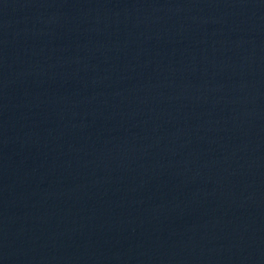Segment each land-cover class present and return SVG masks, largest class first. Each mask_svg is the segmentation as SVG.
I'll list each match as a JSON object with an SVG mask.
<instances>
[{"label": "water", "instance_id": "95a60500", "mask_svg": "<svg viewBox=\"0 0 264 264\" xmlns=\"http://www.w3.org/2000/svg\"><path fill=\"white\" fill-rule=\"evenodd\" d=\"M0 264H264V0H0Z\"/></svg>", "mask_w": 264, "mask_h": 264}]
</instances>
